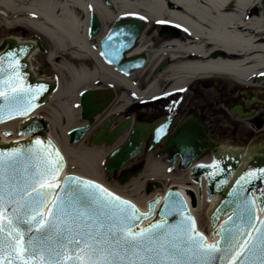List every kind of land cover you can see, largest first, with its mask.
Listing matches in <instances>:
<instances>
[{
  "label": "snow or ice",
  "instance_id": "6c2138e0",
  "mask_svg": "<svg viewBox=\"0 0 264 264\" xmlns=\"http://www.w3.org/2000/svg\"><path fill=\"white\" fill-rule=\"evenodd\" d=\"M120 35L108 37L102 55L115 59L129 47ZM22 67L12 50L0 56V107L10 118L28 115L47 90L26 84ZM63 167L51 141L0 152V264H250L253 255L264 264V221L256 227V200L249 196L214 234L221 242L209 243L179 193L169 194L157 221L141 227L152 211L141 213L89 180L68 176L60 182ZM250 178L264 180V169L246 172L234 192L246 193ZM259 199L264 210V191ZM169 215L181 219L172 224Z\"/></svg>",
  "mask_w": 264,
  "mask_h": 264
},
{
  "label": "flooded vegetation",
  "instance_id": "af4514ba",
  "mask_svg": "<svg viewBox=\"0 0 264 264\" xmlns=\"http://www.w3.org/2000/svg\"><path fill=\"white\" fill-rule=\"evenodd\" d=\"M235 5L236 0H227L224 10L225 14L234 13L237 16V22L228 30L236 37L237 51L232 56L218 51L211 57L235 62L241 70L239 75L211 73L181 79L180 83L172 82L164 75L170 60L162 57L154 61V53L173 41L179 44L202 42L201 35H194L191 30L185 31L167 21H149L138 41L140 51L131 55L146 58L144 68L138 71L140 78L134 82L128 79L135 91L115 88L116 99L95 118L84 138L86 147L106 148L109 146L107 143H94V140L99 138L102 141L126 121L131 122V128L123 129L117 140L125 133L129 137L137 123L161 125L169 119L167 132L155 149H150L154 133L149 132L147 136L142 134L141 157L165 164L163 174L156 180H143V193L147 194L155 187L154 181L181 178L183 169L179 156L175 165L168 162V145L171 141L202 143L201 157H214L226 151H236L254 158L264 157V63L259 62V58H264V53H259L260 49L258 52L257 48L264 46V0H247L238 10ZM99 42L94 45L98 46ZM188 56L191 61L200 58L192 53ZM47 68L44 67L45 70ZM151 81L155 83V88L150 92L148 84ZM120 95L124 102L117 106ZM78 119L82 123L80 115ZM221 143H230V146L223 148ZM128 166L115 172L113 178L108 180L115 188L122 189L127 185L122 180L137 179L144 174L147 161Z\"/></svg>",
  "mask_w": 264,
  "mask_h": 264
},
{
  "label": "bare ground",
  "instance_id": "6f19581e",
  "mask_svg": "<svg viewBox=\"0 0 264 264\" xmlns=\"http://www.w3.org/2000/svg\"><path fill=\"white\" fill-rule=\"evenodd\" d=\"M114 6H117L119 14L130 16L136 14L144 15L148 21L163 22L167 21L183 30H191L194 35H201L202 42H191L188 44H179L173 41L170 45L162 46L153 55V60L168 58L170 60L164 75H167L172 82L180 83L181 79L196 77L211 73H229L239 75L241 70L235 62L223 61L222 59L212 58L211 54L227 53L232 56L237 51L236 37L229 28L237 22V16L234 13L225 14V5L227 0H110ZM247 0H236L237 10L245 5ZM1 16L13 18L16 25L23 23L34 31L44 35L53 45L54 49L50 51L49 60L55 61L59 58V53H69L73 61L80 64L93 62V69H86L81 65L79 69L69 66L66 70L70 77L69 82H60V87L51 98L52 101L43 105L36 113H40L44 108H50L48 120L51 125V135L55 143L62 150L69 160V167L66 169L69 173H79L86 175L97 181L103 178V164L113 147H94L87 148L82 143L77 145H68V131L79 125L78 113L75 109V99L78 93L83 89H90L99 81V70L103 71L104 80L111 77L120 87L130 91H135L130 85L128 78L114 72L106 66L99 57L98 51L89 42L87 29L89 26V13L95 9L103 21L114 20L115 15L103 6L101 0H0ZM9 14H8V13ZM8 26L11 23L6 21ZM196 38V37H195ZM242 47H245L242 44ZM259 53H264V46L257 47ZM140 49L135 51L138 53ZM199 56L197 61H191L189 54ZM180 55V56H177ZM259 62L264 63V58H259ZM65 68V67H63ZM60 66L55 68L56 71ZM108 83L102 81V87L106 88ZM155 83L151 81L148 84V91H153ZM92 89V88H91ZM56 104L58 110L51 106ZM21 119H16L0 124V134L2 132H11L10 138H18L21 135L18 127ZM65 123V124H64ZM121 138L119 142H123ZM163 165L157 160L149 158L147 160V170L139 178L132 180L125 188H130L134 195H126L140 208L147 207L150 199L154 198L160 190L154 194L141 195L143 179H155L163 173ZM184 178H167L171 184L181 182L185 185L189 181V176ZM165 188V190H166ZM118 192V190H117ZM122 195H125L119 192ZM209 204L200 201L198 209L194 212L196 217L204 216ZM198 213V214H196ZM207 224V223H206ZM205 226V225H204ZM207 226V225H206ZM208 230V226L206 228ZM205 232V230H204Z\"/></svg>",
  "mask_w": 264,
  "mask_h": 264
},
{
  "label": "water",
  "instance_id": "95a60500",
  "mask_svg": "<svg viewBox=\"0 0 264 264\" xmlns=\"http://www.w3.org/2000/svg\"><path fill=\"white\" fill-rule=\"evenodd\" d=\"M105 4L110 6L111 2L109 0H105ZM101 27H102L101 20L99 19L97 14L93 12L91 14L89 36L94 37L95 35H97L99 31L101 30ZM143 28H144V21L140 17H133L132 19H129V20L118 21L111 28V30L106 35V37L101 41L100 43L101 55L105 51H108V49L105 47V44H106V41H108V37L110 35H116L117 33H121L119 38L122 39L127 45H129V47L123 49L120 55L117 56L115 59H110L102 55L107 61V63L115 66L116 70H120L121 72H124L127 75H130L135 70L143 67L145 63V59L143 58L126 59L125 58V53L131 52L137 46V40L139 39L143 31ZM11 37L17 38L12 35H7L0 41V45L5 41L2 47L0 48V50H2L0 51V56L5 55V53L8 52L9 50H12L13 52L17 53L18 59L21 65H23L21 69V73L26 81V84H31V85L43 84L47 86V90L42 91L38 99L34 102L38 106H35L33 107L32 110H30V112L28 113V115H30L34 110H36L42 105V103L47 98V96H49L51 93H53L54 91L58 89V82L56 81L54 83H49V82L34 81L31 73L28 71V63L26 61L27 57L34 50V45L31 43L19 44L17 43L15 39H9ZM17 39L20 41H26V40L19 39V38ZM110 96L111 94L100 95L97 92L90 91V90H83L81 92L80 106L82 108V118L84 121H88V124L82 125L70 131L69 133L71 137L69 141L70 144H76L83 139L85 133L87 132V130L90 128V126L93 123V117H95L98 113L104 110L107 107V105L110 103V100H111ZM0 105H3L2 99H0ZM28 115L26 116L14 115L10 118L9 110L7 109V107H0V117H3V120L0 123L7 122V121H10L16 118H24V117H27ZM167 126H168V122L163 124V126L160 129L156 125L146 126V125L137 124L134 128L132 135L128 139V141L122 147L115 150L110 155L106 163V166H105V170L108 173V178L110 179L112 177L113 172L115 170L121 169L127 162L136 158L140 154L143 133H145L146 136L148 135L149 132L154 133L155 137L151 144V147L154 148L156 144L159 142V138L161 137V132L162 134L165 133ZM127 127H128V123H125V125L118 128L116 131L111 133L107 138H105L104 141L108 144H112L117 138V136L120 134L121 129L127 128ZM29 128L34 129V131L27 132V134H25L26 129H29ZM47 131H48L47 120L44 117H34L32 119H29L21 125V128H20L21 136L20 137L10 138L8 136H10L11 133H6V132H2V134H0V152L6 153L9 149H11L12 147H15L16 145L26 146L29 142L34 143L36 139H40L41 141H44L45 143H47V141H51L47 137ZM5 133L8 136L5 135ZM23 135H32V137L31 139H29L30 136H23ZM50 138L52 139L53 142H55L51 135V125H50ZM26 139H29V140H26ZM52 141H51L52 145H54V147L58 149V147ZM95 142H99V141L95 140ZM201 144L202 143L195 142V141L170 142L168 146V149L170 151L169 161L175 163L176 162L175 153H178L181 156L183 168L189 169V167L193 164V162L200 155L201 147H202ZM227 147L229 146H223V148H227ZM62 153L60 152L64 160V167L59 176L60 182H63V180L68 176H75L83 180L92 181L90 179H86L89 177L83 174L75 173V174H78L86 178L69 174V172L65 170V167H66L65 158L67 160V168L69 167V160L66 156L64 158L63 156L64 153L63 154ZM213 165H218V166L213 167ZM240 166H241V161L239 160L238 157L234 155H225V156L215 158V160L212 161L211 163H208V164L200 163L192 168L191 175L195 183L201 184L202 177H204L205 180L207 181L208 202H211L216 197H218V201L215 205V208L212 210L210 214V222H211V227L213 229V233L211 234L212 241L211 242L208 241L209 243H220L221 242V237L219 235H214V234L217 233L219 229L221 228V226L225 224V221L228 220L229 216L234 215L233 209H235L237 205L241 203L242 199L245 196H249L252 199L256 200V220L254 221L256 227L259 228L260 222L264 221V210L260 209V199H259L260 193L264 191V180H256L254 178H250L252 182L250 184L245 185V188L248 189L246 193L234 192V189L238 188L236 181L241 176H243L246 172L255 171L258 169H264V160L262 158L257 157L256 161L251 162V164L247 165L245 169H240ZM64 170H65V174H68V175L63 174ZM92 182L98 184L95 181H92ZM122 182L124 183V180ZM171 185L180 188V186L184 184L181 182H176ZM100 186L104 188L102 185ZM180 189L182 193L185 195V197L187 198L188 203L190 205V196L186 193L183 187H181ZM195 191H196V188H195ZM170 193L180 194V197L184 200L187 206L188 215H190L194 219L195 225H196L195 217L190 212V209L187 205L185 198L179 191L173 189V190H169L167 194L165 195V197L159 196L156 200L151 201L149 203V208H148V205L145 208L139 207L142 211H146L148 208L147 212H142L136 206L141 213H148L150 211L153 212V215L151 216V218L145 219L142 222L141 227H147L149 224L158 220V218L162 215V209L164 208L165 201L168 199ZM213 203L212 204L209 203L208 207L209 208L212 207ZM153 204H155L154 209L150 207ZM192 204L194 207L196 206V200L194 196H193ZM165 219L167 222L174 224L177 221H179L181 217L178 215L176 216L169 215L168 217H165ZM255 234L256 233H253V235ZM249 261H250V264H260L261 258L258 255H253L249 257Z\"/></svg>",
  "mask_w": 264,
  "mask_h": 264
},
{
  "label": "rangeland",
  "instance_id": "374dc122",
  "mask_svg": "<svg viewBox=\"0 0 264 264\" xmlns=\"http://www.w3.org/2000/svg\"><path fill=\"white\" fill-rule=\"evenodd\" d=\"M102 2L104 1V0H101ZM108 9L115 15V18H114V20H109V21H104V29H103V32L105 31V29H108L109 27H111L112 26V24L116 21V20H118L119 18H121L122 17V15L121 14H119V11H118V8H117V6H111V7H108ZM2 12V9L0 8V13ZM8 13V12H7ZM9 14V13H8ZM6 21L7 22H9V23H11V25L10 26H8L7 24H6ZM102 32V33H103ZM7 35H12V36H15V37H17V38H19V39H23V40H34V39H38L39 41H41V43H43V46L46 48V49H48V50H50V51H52L53 49H54V47H53V45H52V43L44 36V35H42V34H40V33H38V32H36V31H34L33 29H31V28H29V27H27L25 24H23V23H20V24H18V25H16V23H14V19L11 17V18H6L5 16H1V14H0V41L5 37V36H7ZM99 39V38H98ZM98 39L96 38V40H91L90 41V44L93 46V44H95L97 41H98ZM73 51V49L72 50H69V52L67 53V54H64L63 52H61V53H59V58L57 59V60H55L54 61V67L55 68H57L58 66H60L61 67V69L59 70V71H55V70H53L52 69V67H51V65L49 64V66H50V69H48L49 67L47 66V64L49 63L48 62V55H42L40 52H37L33 57H32V64H33V66H34V68H35V70L38 72V70H39V72H40V75L39 76H42V77H44V76H46V77H53V76H56L57 75V77L58 78H61V82L63 81L64 83L65 82H69L70 81V77H69V75H68V73L66 72V70H68L69 69V66H72V67H74L75 69H79L80 67H81V65H84V67L86 68V69H88V67H87V65H85V64H80L78 61H73L72 59H71V55L69 54V53H71ZM88 64H91L90 65V69H93L94 68V64H93V62H91V63H89L88 62ZM45 66H47L48 68L45 70L44 69V67ZM63 67H65V68H63ZM68 68V69H67ZM103 71H100L99 70V75H100V77L101 78H99V81H98V83L96 84V85H94L93 87H98L99 86V84H101L102 83V81H104V82H107L109 85H114V87L115 88H118V87H120V86H118L117 84H116V82H113V79L111 78V77H109L108 76V78H106V80H104V79H102V78H104L105 76H104V74L102 73ZM140 72H138V73H136L131 79L133 80V82L134 81H137L139 78H140V74H139ZM39 74V73H38ZM101 86V85H100ZM52 101V98H49L48 100H47V102H51ZM75 101H76V99H75ZM118 105L117 106H119V105H121L124 101L122 100V98H121V95L119 96V98H118ZM53 109H56V110H58V106L56 105V104H54L53 103V105L51 106ZM49 112H50V108H48V107H46V108H44L42 111H41V115H43V116H46V117H48L49 115ZM65 124V123H64ZM126 134V133H125ZM125 134H123V136H126ZM119 141H117L116 143H114L112 146H108V147H113V146H119L120 144L118 143ZM83 146H87V143H86V145H84L83 144ZM221 146H230V143H221ZM88 148V147H87ZM107 159V158H106ZM148 160V158L146 157V156H142V157H138L136 160H134L133 162H131L130 164H129V166L128 167H130V166H132V165H138V164H143V163H145L146 161ZM153 160H155V159H153ZM106 161V160H105ZM102 169H103V172H104V165H103V167H102ZM183 178H185L184 176H183ZM143 178H141V183L143 182ZM156 183V185H155V187L154 188H152V191H156V190H162L163 188V186H167V184L168 183H170L168 180L167 181H162V182H160V183H162V184H160L159 182H155ZM143 185V184H142ZM186 185H189V183H187ZM121 191H125V194L127 193V194H133L132 192H130V188H122V189H120ZM154 193V192H153ZM141 195H145V193H141ZM202 218V223L203 224H205L204 223V217L202 216L201 217Z\"/></svg>",
  "mask_w": 264,
  "mask_h": 264
}]
</instances>
